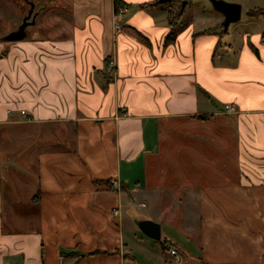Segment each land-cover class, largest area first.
I'll return each instance as SVG.
<instances>
[{
  "label": "crops",
  "instance_id": "0c3cea01",
  "mask_svg": "<svg viewBox=\"0 0 264 264\" xmlns=\"http://www.w3.org/2000/svg\"><path fill=\"white\" fill-rule=\"evenodd\" d=\"M121 1L0 0V264H264V6L228 44Z\"/></svg>",
  "mask_w": 264,
  "mask_h": 264
},
{
  "label": "rangeland",
  "instance_id": "374dc122",
  "mask_svg": "<svg viewBox=\"0 0 264 264\" xmlns=\"http://www.w3.org/2000/svg\"><path fill=\"white\" fill-rule=\"evenodd\" d=\"M18 1V3L22 4L24 0H15ZM227 1V0H225ZM254 3L256 4V6L261 5L264 6V0H253ZM185 2V0H170V13L168 15V19L171 22H174V20L177 21V24H183V25H187L189 22H196L199 24V22H201L202 20H205L207 23L206 25H216V29H219V31H221L223 29V26L221 23H219V20H222V16H220V14H218L217 11H215L212 7V5L210 4V2L208 0H187V2H185V9L183 11L182 16L180 17L178 15V10L181 8L182 3ZM29 5H22L23 7V12H21V14H18V12H14L13 15H9V17L7 18V20L9 21V24L12 25V27L14 29H17L18 24L21 22V15L22 14H26L28 12V9H31V7L33 8V3L29 2ZM254 4V5H255ZM40 6V3L35 2L34 5V10H36L38 7ZM245 9H246V3H244V5L242 6V11H241V17L244 18V20L247 18L244 13H245ZM20 13V12H19ZM217 23V24H216ZM236 22H231V24L228 25L227 27V33L226 36L224 38L223 41H225V43L228 44H233V41L236 40V36H237V32H241V27H237V25H235ZM30 29L31 27L28 25L26 26V33L29 34L30 33ZM235 46L236 42H234ZM235 49V48H234ZM235 51V50H234ZM233 50H231V54H232ZM15 127H4V128H0V152L3 153V155L8 156L9 154L15 153V148H12L15 146V135L14 132H16ZM22 131V130H19ZM162 136H167V137H174V132L173 129L172 131L167 130V128H163L162 130ZM8 147H11V151L9 150ZM8 149V152L5 150ZM7 162L3 159L2 160V165H5ZM14 164V163H13ZM18 191H20L21 189L18 187L17 188ZM150 208V205L147 208H140L138 207L136 209V212H141V213H145L146 211ZM162 231V230H161ZM161 239V240H160ZM160 245L162 242V238H160ZM159 242V241H157ZM162 248V246H161Z\"/></svg>",
  "mask_w": 264,
  "mask_h": 264
},
{
  "label": "water",
  "instance_id": "95a60500",
  "mask_svg": "<svg viewBox=\"0 0 264 264\" xmlns=\"http://www.w3.org/2000/svg\"><path fill=\"white\" fill-rule=\"evenodd\" d=\"M170 0H158V2H169ZM212 5L215 11H218L222 14V26L223 30L225 31L231 22H237L240 20L241 14V4L238 2H227L225 0H208ZM185 2L182 3L184 5ZM32 13V10L29 9L28 14L22 18L21 22L18 24V28L13 30L2 37V39H6L8 41H19L25 37V28L29 24H32L33 19L28 21ZM137 226L140 230L145 233L151 239H160L161 232H160V225L158 222L154 220H139L137 222Z\"/></svg>",
  "mask_w": 264,
  "mask_h": 264
},
{
  "label": "trees",
  "instance_id": "16d2710c",
  "mask_svg": "<svg viewBox=\"0 0 264 264\" xmlns=\"http://www.w3.org/2000/svg\"><path fill=\"white\" fill-rule=\"evenodd\" d=\"M155 3H156V2H155ZM122 5H123V2H122L121 0H114V7H115V12H116V13H117V11H118V8H119L120 6H122ZM185 7H186V5H185V3H184V5H182L181 8L178 10V15H179L180 17H181V15H182V13H183ZM248 14H249L250 16H259V15H260V16L264 17V8H262V7H258V8L250 9V10L248 11ZM175 23H177L176 20H174V22H171V21H170V24H172V25H174ZM223 32H227V31L225 30V31H223ZM173 37H174V33H173V31H171V32L168 34V36H167V40H170V39H172ZM158 241L160 242L159 239H158ZM161 246H162L163 250L167 249V246H166L165 242H161Z\"/></svg>",
  "mask_w": 264,
  "mask_h": 264
},
{
  "label": "built area",
  "instance_id": "2783aa9c",
  "mask_svg": "<svg viewBox=\"0 0 264 264\" xmlns=\"http://www.w3.org/2000/svg\"><path fill=\"white\" fill-rule=\"evenodd\" d=\"M126 11V8L125 7H119L118 8V11H117V13H122V12H125ZM117 27H119V24L117 23V25H116V28ZM234 110H235V106L234 105H231V104H226L225 106H224V111H226V112H234ZM168 251H169V253L171 254V255H176L177 256V251L174 249V248H172V247H168ZM178 264H179V262H178Z\"/></svg>",
  "mask_w": 264,
  "mask_h": 264
}]
</instances>
